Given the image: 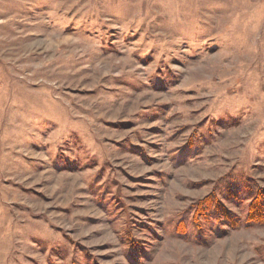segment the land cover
Here are the masks:
<instances>
[{
    "label": "rangeland",
    "instance_id": "rangeland-1",
    "mask_svg": "<svg viewBox=\"0 0 264 264\" xmlns=\"http://www.w3.org/2000/svg\"><path fill=\"white\" fill-rule=\"evenodd\" d=\"M258 189L264 0H0V264H264Z\"/></svg>",
    "mask_w": 264,
    "mask_h": 264
},
{
    "label": "trees",
    "instance_id": "trees-1",
    "mask_svg": "<svg viewBox=\"0 0 264 264\" xmlns=\"http://www.w3.org/2000/svg\"><path fill=\"white\" fill-rule=\"evenodd\" d=\"M208 201H206L201 205L200 217H205L209 214L210 206L213 207L215 205L214 210L217 213H219V211H223L221 210V205L218 204V208H216L215 201H212V203H209ZM246 222L249 225L264 223V190L258 189L256 196L252 198V201L249 204L248 214L246 216ZM229 223L231 225L233 224L231 221ZM235 223L236 222H234V224Z\"/></svg>",
    "mask_w": 264,
    "mask_h": 264
}]
</instances>
